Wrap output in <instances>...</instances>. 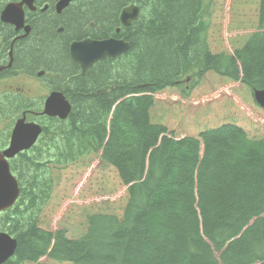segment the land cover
Returning <instances> with one entry per match:
<instances>
[{
  "label": "trees",
  "instance_id": "obj_1",
  "mask_svg": "<svg viewBox=\"0 0 264 264\" xmlns=\"http://www.w3.org/2000/svg\"><path fill=\"white\" fill-rule=\"evenodd\" d=\"M8 1L19 0H0V11ZM212 2L138 0L146 9L129 28L121 26L119 14L130 0H78L60 16L53 7L27 15L32 34L16 65L59 74L71 110L64 121L45 118L37 145L9 162L20 194L0 214V229L16 240L4 264L41 258L67 264H264V109L253 99L254 89H264V0H257L253 31L240 30L238 46L231 37L235 21H223V51L215 49L219 39L209 40ZM231 5L233 0H218L216 20L227 17ZM8 31L0 24V50ZM109 37L128 41L129 51L81 76L67 57V43ZM212 77L245 87L262 111L258 120L228 106L223 94L212 111L206 98L191 101L196 105L175 103L177 89L188 97ZM17 109L0 106V114L11 118ZM94 154L108 170L92 187L111 192L124 186L121 212L88 213L79 239L42 228L55 171Z\"/></svg>",
  "mask_w": 264,
  "mask_h": 264
},
{
  "label": "rangeland",
  "instance_id": "obj_2",
  "mask_svg": "<svg viewBox=\"0 0 264 264\" xmlns=\"http://www.w3.org/2000/svg\"><path fill=\"white\" fill-rule=\"evenodd\" d=\"M207 1L210 2V0H206V2ZM217 2L218 0H213L212 2V23L209 29V40L211 42L213 37L215 40L219 39L218 42H216L215 49H217V51H223L226 50L227 42L225 38L221 36V32L224 29L223 21H232V24L235 21L234 28L232 26L233 33H231V37L234 38L232 42L233 45L238 46L243 42L239 36L240 30L245 28L247 33L254 29L253 21L256 14L257 0H233V5L229 6L230 9L229 13L226 15L227 17L223 18L221 21L215 18L218 12V7H216ZM142 6L141 10L143 11L146 8H144V5ZM237 8H241L243 14H246L247 17ZM152 19L153 14L148 13L146 17L148 26ZM143 25H146V23ZM42 81L40 85L32 82L30 91L27 95L38 100L46 91L45 85L47 86V83L44 79H42ZM207 81H210V83L206 87ZM15 86L16 88L20 87V82L18 80H16ZM210 90L213 93L210 94ZM170 92L172 91L166 94ZM175 94H177L175 97L177 101L175 103H180L182 99H185L187 105H196L191 101L195 102L202 98H206L205 102H207V107H209L210 111H212L211 106L215 102L214 100L223 94L225 101L228 102V106L241 110L251 122L258 120L262 112L253 102L251 93L245 87L240 84L226 82L216 77H212L210 80L206 78L201 86L195 92L190 93L188 97H181L178 89ZM170 100L172 101V99ZM13 121L14 119H12V117L3 118L0 121V133L2 132V134H4L11 130ZM107 170L108 168L100 164L99 154L89 155L65 168L56 170L54 173L55 181L52 197L41 216V227L52 231L63 229L66 231V236L69 239H79L84 233V223L88 213L99 210L120 213L121 207L126 200L124 186L116 187V189L111 192L107 190H97L96 192L92 187L93 179L101 175L100 172H105ZM218 256L219 255L215 254L216 258H218ZM36 264L67 263H56L42 258L39 263Z\"/></svg>",
  "mask_w": 264,
  "mask_h": 264
},
{
  "label": "water",
  "instance_id": "obj_3",
  "mask_svg": "<svg viewBox=\"0 0 264 264\" xmlns=\"http://www.w3.org/2000/svg\"><path fill=\"white\" fill-rule=\"evenodd\" d=\"M35 0H22L19 3L7 4L0 13V21L11 25L15 31L24 29L26 36L30 32L29 26L24 25V7L34 10ZM76 0H58L55 3L57 14L66 9ZM136 2L137 0H131ZM139 14L138 6L133 3L125 7L120 13V23L123 27H129L131 21ZM118 31V30H117ZM128 45L117 38L104 40L84 39L74 41L69 46V55L73 62L77 63L81 70V75L96 62L105 58H115L123 55L128 50ZM12 51V48L11 50ZM12 52H10L11 66ZM39 76L41 73L38 74ZM255 102L264 109V89L253 91ZM70 112V104L64 99L61 93L53 92L45 100L42 115L48 117H58L64 120ZM42 132L41 127L34 122H25V116L16 121L13 126L8 147L0 151V212L12 207L19 197V186L16 178L11 174L8 160L14 158L22 151L29 150L37 141ZM16 241L5 232H0V264L10 259L15 252Z\"/></svg>",
  "mask_w": 264,
  "mask_h": 264
},
{
  "label": "flooded vegetation",
  "instance_id": "obj_4",
  "mask_svg": "<svg viewBox=\"0 0 264 264\" xmlns=\"http://www.w3.org/2000/svg\"><path fill=\"white\" fill-rule=\"evenodd\" d=\"M55 2L54 0H41V1L36 0L33 4L34 6L33 11L24 8V13H25L24 25L29 26L30 28V32L28 35H26V37L23 36L24 29L15 31V28L13 26L8 25L7 27V25H4L5 27L9 29V31L7 32V35L4 36L5 41H6L4 49L0 50V106L13 105V106L20 108L21 110L17 109L15 114L12 116V119L14 120L19 119L20 117L23 116V114H25L26 121H38V122L45 121V118L47 119L48 117L41 116L38 114H40L42 108L44 107L46 98L53 92L61 93L64 99L68 101V103L70 104L67 94L61 88L62 82L59 83L60 81L59 74L54 73V71L51 72L48 69L41 67V66H39L38 68L30 69L28 66V63H25V62L24 63L19 62L18 63L19 66L16 65V62L18 61L17 58H19L21 55V54H17V52L18 51L22 52L24 49L27 48V45H28L27 41L30 39L31 34H32L31 33L32 25L30 24L29 21H27V15L29 13L35 14V15L44 14V13L50 12L51 10L50 8L53 7L54 15L60 16L64 10L61 13L57 14L54 8ZM59 27H57L56 32L58 31L57 33L60 34L62 33L63 29ZM2 37L3 36L0 35V46H1V43L3 42ZM69 45H68L67 57L71 61V58L69 55ZM11 47H12V51H10ZM21 47H22V50H19L21 49ZM10 52H12V62H11V66L7 67V65L10 62ZM39 73H41L40 76L38 75ZM42 79H44L47 83L48 87L45 85L46 91L41 95V97L38 100L31 98L29 95H27V93L30 91V86L32 85V82H34L37 85H40L41 82H43ZM16 80L20 82V87L18 88H16L15 86ZM29 108H34V111L33 109H29ZM70 110H71V104H70ZM3 118L5 117H3L0 114V121ZM9 133H8V136L6 135V140L1 139V133H0V140H1L0 145L2 149H5L8 146L9 135H10Z\"/></svg>",
  "mask_w": 264,
  "mask_h": 264
},
{
  "label": "bare ground",
  "instance_id": "obj_5",
  "mask_svg": "<svg viewBox=\"0 0 264 264\" xmlns=\"http://www.w3.org/2000/svg\"><path fill=\"white\" fill-rule=\"evenodd\" d=\"M21 1H22V0L14 1V2H13V1H10V2H9V1H8V2L4 5V7H5L7 4H9V3H19V2H21ZM55 1L57 2L58 0H54V2H55ZM197 1H198V0H197ZM56 2H55V3H56ZM187 2H188V1H187ZM122 4H124V3H122ZM192 4L194 5V3H192ZM80 6H81V5H80ZM144 6H145V5H144ZM76 8H77V7H76ZM144 8H145V7H144ZM140 9H141V8H140ZM71 11H72V10H71ZM78 12H79V11H78ZM74 13H75V12H74ZM140 13H141V10H140ZM140 13L138 14V17H139V15H140ZM48 15H49V14H48ZM50 15H51V14H50ZM52 15H53V14H52ZM70 15H71V13H70ZM73 16H74V15H73ZM43 17H44V16H43ZM138 17H137L136 19H134V20L131 21V25H132V23H133L134 21H136V20L138 19ZM58 19H59V18H58ZM87 19H88V18H87ZM34 21H36V20H34ZM38 21H39V20H38ZM38 21H37V23H38ZM56 21H57V20H56ZM58 21H59V20H58ZM60 21H61V20H60ZM65 21H66V20H65ZM74 21H75V20H74ZM42 22H43V21H42ZM52 22H54V21H52ZM69 22H70V21H69ZM87 22H88V21H87ZM45 23H46V22H45ZM66 24H67V23H66ZM55 25H57V24L55 23ZM69 25H70V23H69ZM80 25H81V24H80ZM131 25H130V26H131ZM42 26H43V25H42ZM130 26H129V27H130ZM7 27H8V26H7ZM45 27H46V26H45ZM50 27H51V26H50ZM53 27H54V26H53ZM55 27H57V26H55ZM63 27H65V26H63ZM122 27H123V26H122ZM129 27H123V28H129ZM31 28H32V27H31ZM77 28H78V27H77ZM114 28H115V27H114ZM41 29L43 30V28H41ZM149 29H150V28H149ZM2 30H4V29H2ZM37 30H38V29H37ZM44 30H45V29H44ZM44 30H43V31H44ZM77 30H78V29H77ZM85 30H86V29H85ZM117 30H118V31H117ZM46 31H47V30H46ZM46 31H45V32H46ZM48 31H49V30H48ZM83 31H84V30H83ZM101 31H102V30H101ZM101 31H100V32H101ZM38 32H39V31H38ZM38 32H37V33H38ZM40 32H41V31H40ZM50 32H51V30H50ZM50 32H49V34L51 35ZM55 32H56V31H55ZM57 32H58V31H57ZM73 32H74V31H73ZM76 32H77V31H76ZM116 32L119 33V29H116ZM80 33H81V32H80ZM83 33H84V32H83ZM4 34H5V32H4ZM6 34H7V33H6ZM52 34H53V33H52ZM87 34H88V33H87ZM8 35H9V34H8ZM73 35H74V34H73ZM84 35H86V33H85ZM55 36H56V37H59V36H57V35H55ZM62 36H63V35H62ZM77 36H78V35H76V37H77ZM79 36H81V35H79ZM25 37H26V36H25ZM29 37H30V36H29ZM38 37H39V36H38ZM64 37H65V36H64ZM68 37H69V35H68ZM68 37H67V38H68ZM73 37H74V36H73ZM81 37H82V36H81ZM92 37H93V35H92ZM36 38H37V37H36ZM45 38H46V37H45ZM51 38H52V35H51ZM65 38H66V37H65ZM70 38H71V37H70ZM70 38H69V39H70ZM109 38H111V37H109ZM41 39H42V38H41ZM52 39H53V38H52ZM72 39H73V38H72ZM105 39H108V38H105ZM119 39H121L122 41H124L128 46L130 45L129 42H128V41H125L123 38H119ZM38 40H39V39H38ZM42 40H43V39H42ZM67 40H68V39H67ZM51 41H52V40H51ZM71 41H72V40H71ZM63 42H64V41H63ZM67 42H69V40H68ZM23 43H24V42H23ZM184 43H185V42H184ZM64 44H65V43H64ZM183 45H184V44H183ZM30 46H31V45H30ZM46 46H47V45H46ZM57 46H58V45H57ZM67 46H68V43H67ZM17 47H18V46H17ZM29 48H30V47H29ZM36 48H37V47H36ZM33 49H34V48H33ZM33 49H32V50H33ZM129 49H130V46L128 47V50H127L126 52H128ZM19 50H20V49H19ZM21 50H22V49H21ZM37 50H38V48H37ZM24 51H25V50H24ZM191 51H192V50H191ZM20 52H21V51H20ZM27 52H28V51H27ZM126 52H125V53H126ZM125 53H123V55H124ZM16 56H17V55H16ZM18 57H19V56H18ZM23 57H24V56H23ZM19 60H20V59H19ZM31 60H32V59H31ZM17 62H18V61H17ZM70 63H71V62H70ZM70 66H71V65H70ZM233 76H234V75H233ZM62 79H63V78H62ZM234 84H237V83H234ZM162 85H163V84H162ZM161 87H162V86H161ZM170 90H171V89H170ZM255 90H259V89H254L253 91H255ZM158 94H159V93H158ZM143 96H145V95H143ZM243 100H244V99H243ZM150 101H151V100H150ZM244 103H245V102H244ZM73 104H74V103H73ZM247 105H248V104H247ZM108 106H109V105H108ZM74 107H75V106H74ZM251 107H252V106H251ZM119 109H120V108H119ZM119 109H118V110H119ZM117 112H118V111H117ZM97 113H98V112H97ZM99 113H100V112H99ZM252 113H253V112H252ZM97 115H98V114H97ZM98 116H99V115H98ZM139 116H140V115H139ZM139 116H138V117H139ZM104 118H105V117H104ZM106 118H107V117H106ZM96 119H97V118H96ZM98 120H99V119H98ZM139 120H141V119H139ZM95 122H97V120H96ZM95 122H94V123H95ZM139 122H140V121H139ZM94 125H95V124H94ZM96 126H97V125H96ZM96 126H95V127H96ZM90 127H91V126H90ZM95 127H94V128H95ZM215 127H216V126H215ZM218 127H219V126H218ZM74 129H75V128H74ZM74 129H73V130H74ZM99 129H100V128H99ZM78 130H79V129H78ZM97 130H98V129H97ZM93 132H94V131H93ZM71 133H72V132H71ZM88 135H89V134H88ZM91 135H92V134H91ZM98 135H100V134H98ZM82 137H83V136H82ZM84 137H85V136H84ZM84 139H85V138H84ZM84 139H83V140H84ZM89 139H90V137H89ZM79 140H80V139H79ZM83 140H82V141H83ZM85 141H86V140H85ZM93 141H94V139H93ZM82 143H83V142H82ZM177 156H178V155H177ZM166 159H167V158H166ZM186 159H187V158H186ZM176 160H177V159H176ZM169 161H170V159H169ZM173 161H174V160H173ZM197 164H198V163H197ZM175 165H176V164H175ZM188 166H189V165H188ZM195 168H196V167H195ZM187 169H188V168H187ZM195 174H196V173H195ZM189 177H190V176H189ZM137 219H138V218H137ZM136 224H137V223H136ZM128 246H130V245H128ZM127 248H128V247H127ZM132 249H133V248H132ZM136 249H137V247H136ZM138 253H139V252H138ZM129 255H130V254H129ZM68 256H69V255H68ZM66 258H67V257H66ZM74 258H75V257H74ZM77 258H78V257H77ZM136 258H137V255H136ZM69 259H70V258H69ZM75 259H76V258H75ZM82 259H83V258H82ZM127 259H128V258H127ZM8 260H9V259H8ZM8 260H6L4 263H6ZM133 260H134V259H133ZM128 261H129V260H128ZM163 261H165V260H163ZM112 262H113V261H112ZM83 263H84V262H83ZM110 263H111V262H110ZM123 263H124V262H123ZM125 263L127 264V262H125ZM89 264H90V263H89ZM113 264H115V263L113 262Z\"/></svg>",
  "mask_w": 264,
  "mask_h": 264
}]
</instances>
